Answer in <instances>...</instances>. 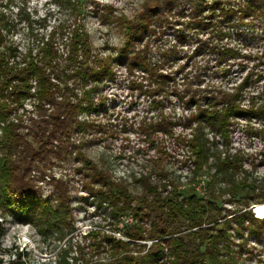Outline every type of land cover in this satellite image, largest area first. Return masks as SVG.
I'll list each match as a JSON object with an SVG mask.
<instances>
[{"label":"trees","instance_id":"1","mask_svg":"<svg viewBox=\"0 0 264 264\" xmlns=\"http://www.w3.org/2000/svg\"><path fill=\"white\" fill-rule=\"evenodd\" d=\"M232 1L236 0L211 1L212 11H219L218 23L236 25L232 19L245 23V19L251 17L260 22L264 38V0ZM67 3L75 16L73 21L42 34L36 46L24 53L10 37L9 26L0 24L1 215L32 224L40 233L52 232L62 238L65 233L74 231L70 184L52 176L55 199L51 201L41 195L39 180L33 174L36 171L44 177V168L50 159L69 158L74 148L75 158L81 163L76 171L83 175L88 194L100 204H106L113 220L112 231H89L88 242L77 247V256L69 260L70 244L55 264H239L236 255L241 254L243 243L235 244L229 230L233 229L242 237L245 231L257 238L264 237V218L256 217L249 209L252 202L264 204V185L258 186L249 179L250 171L244 166L242 154H231L227 150L224 155L212 153L216 171L207 183V199L197 193L180 192L173 182H169L171 188L168 189V184L163 182L166 174H161L163 177L158 180H153L152 174L143 176L141 191L134 194L85 154V141L77 144L73 137L92 126L80 117L85 112L96 111L94 94L104 78L113 77L112 62L127 61L130 72L138 67L147 74V82L137 84V88L151 96L150 103L158 110L157 118L145 120L140 126L142 132L152 144L160 132L187 146L194 156V182L209 161L206 127L228 146L235 120L256 119L262 123L258 133L264 137V101L251 98L249 106L242 104V93L252 81V74L235 91L217 89L215 92L201 88L199 76H195L196 88L185 76L183 89L175 87L172 92L187 106L195 104L196 110L185 117L183 124V128L191 130L190 136L177 135L181 119L167 115L163 99L158 98L159 95L169 97L166 85L172 77L152 64L147 46L136 50V42L149 30L153 19L167 23L164 12L182 5V0H145L139 16L131 21L126 17L118 19L124 29L125 46L114 58L94 54L84 23L82 0H67ZM202 9L200 5L193 10L196 27L208 25L199 17ZM246 24L256 27L254 21ZM220 36H224L222 30ZM204 44L210 47L209 43ZM210 49L218 51L222 60L238 54L225 46ZM131 50L134 53L128 56ZM201 97L210 100L207 107L200 104ZM220 183L224 187L218 186ZM224 194L230 195V202L237 201L243 208L223 214ZM231 214L234 216L228 218ZM128 215L132 216V222L124 226L122 238L116 231L121 219ZM2 232L0 226V238ZM246 240L243 238V242ZM233 245L239 246L236 251ZM104 254L107 256L103 257ZM26 255L18 253L19 259L8 263L0 258V264H27L21 260Z\"/></svg>","mask_w":264,"mask_h":264},{"label":"rangeland","instance_id":"2","mask_svg":"<svg viewBox=\"0 0 264 264\" xmlns=\"http://www.w3.org/2000/svg\"><path fill=\"white\" fill-rule=\"evenodd\" d=\"M211 1L182 0V5L164 12L167 23L153 19L149 30L142 33L136 42V50L147 46L152 64H157L160 72L172 77L166 85L170 91L169 97L159 95L158 98L163 99V110L167 115L181 119L176 128L177 135L190 136L191 130L183 128V124L185 117L196 110L195 104L187 106L172 92L175 87L183 89L185 76L194 82V88L198 80L195 76H199L200 87L215 92L217 89L235 91L252 74V81L242 93V104L249 106L251 98L258 102L264 101V38L260 22L249 17L245 19V23H239L237 18L232 19L236 25L218 23L219 11H212ZM144 2L145 0H82V14L94 54L111 58L118 55L125 46L124 29L118 19L126 17L133 20L143 12ZM200 5L203 9L199 17L205 19L208 25L196 27L193 25L196 17L193 10ZM209 16L213 18L209 19ZM74 17L67 0H0V24L9 26V35L22 53L29 47L36 46L42 34L53 27L72 22ZM249 21H254L256 27H249L246 24ZM221 30L223 37L220 36ZM204 43H209L210 47ZM217 45L232 48L238 54L235 57L226 56L222 60L218 51L210 49ZM133 53V50L129 51L128 56ZM126 62H112L113 77L104 78L94 94L96 111L85 112L80 117L92 126L73 137L77 144L80 141L86 142L83 147L85 154L108 172L114 181L123 183L134 194H138L143 176L152 174V179L158 180L163 177L161 174H166L163 182L168 184V189L171 188L169 182H173L178 191L185 194L197 193L207 199V183L213 179L216 171L212 153L221 152L224 155L227 150L231 154H242L244 166L250 171L249 179L256 181L258 186L264 185V137L258 133V129L262 127L259 120H235L228 146L211 128L206 127L204 133L208 139L209 161L193 182L194 156L187 146L176 143L160 132L155 135L152 144L142 132L140 126L145 120L157 118L158 110L151 105V96L137 88V84L147 82V74L138 67L130 72ZM200 104L207 107L210 100L201 97ZM27 107L31 108L29 104ZM80 166L72 148L69 158L50 159L44 168V177L33 172L39 180L41 195L51 201L55 199L52 176L70 184L75 230L65 233L62 238L52 232L40 233L32 224L20 223L11 216H2L0 213V226L3 229L0 258L3 263L19 259L18 253H26L21 260L27 264H55L62 256V251L71 244L72 249L68 250L70 260L77 256V247L88 242L89 231H112L110 212L105 203L100 204L97 198L86 191L84 177L76 171ZM218 186L224 187V184L220 183ZM230 199V195H223V214H228L227 210L237 211L243 208L241 203L230 202ZM257 205L264 204L252 202L249 208L256 217L258 216L253 207ZM233 216L231 214L228 218ZM131 222V215L123 217L116 235L124 238V226ZM229 231L235 244L243 243L241 254L236 255L239 264H264V237L257 238L249 235L248 231L242 237L233 229ZM243 238L247 240L243 242ZM238 247L233 245L234 251ZM106 256L107 254L103 255Z\"/></svg>","mask_w":264,"mask_h":264},{"label":"bare ground","instance_id":"3","mask_svg":"<svg viewBox=\"0 0 264 264\" xmlns=\"http://www.w3.org/2000/svg\"><path fill=\"white\" fill-rule=\"evenodd\" d=\"M255 213L258 217L263 218L264 217V205H257L255 208Z\"/></svg>","mask_w":264,"mask_h":264},{"label":"water","instance_id":"4","mask_svg":"<svg viewBox=\"0 0 264 264\" xmlns=\"http://www.w3.org/2000/svg\"><path fill=\"white\" fill-rule=\"evenodd\" d=\"M254 209L256 208V206L253 207Z\"/></svg>","mask_w":264,"mask_h":264}]
</instances>
